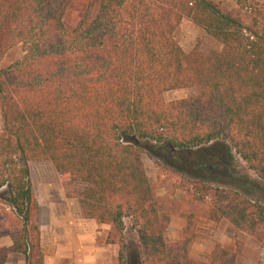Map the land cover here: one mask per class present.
Segmentation results:
<instances>
[{"label": "trees", "instance_id": "trees-1", "mask_svg": "<svg viewBox=\"0 0 264 264\" xmlns=\"http://www.w3.org/2000/svg\"><path fill=\"white\" fill-rule=\"evenodd\" d=\"M69 1L0 0V60L21 51L0 70V190L8 194L0 206L17 224L0 264L6 253L42 264L29 162H48L61 184L84 185L72 197L84 219L107 226L116 264H234L216 245L204 261L190 258L186 234L164 241L168 216L156 210L142 155L171 168L173 156L193 159L197 172L235 155L264 185V0H236L246 24L208 0H98L94 15L67 28ZM183 19L219 50L184 53L172 36ZM182 89L194 94L163 101ZM206 146L216 162L208 164ZM194 189L208 199L210 222L264 244V206L228 189ZM124 218L136 227L129 253Z\"/></svg>", "mask_w": 264, "mask_h": 264}, {"label": "rangeland", "instance_id": "rangeland-1", "mask_svg": "<svg viewBox=\"0 0 264 264\" xmlns=\"http://www.w3.org/2000/svg\"><path fill=\"white\" fill-rule=\"evenodd\" d=\"M208 1L218 5L241 23H247L248 14L244 8H238L236 0ZM260 1L245 0V4ZM97 3L98 0H70L61 16L62 25L67 28L75 27L85 11L94 15ZM172 36L184 53H188L193 47H197L204 54L218 51L220 48L200 29L185 19L180 21ZM20 56L19 46L7 50L0 60V70L6 69ZM192 94H194L192 90H171L165 91L162 99L164 102H170ZM205 148L209 158L207 159L208 164L216 162V155L208 150L209 146ZM224 158L225 156H222L218 160L220 165H215L213 168L206 166L205 169L197 172L188 163L193 159L183 160L180 156H173L169 162L174 166L171 168L160 160L142 155L144 172L152 190L156 210L168 216V225L163 239L166 243H173L181 240L185 234L188 235V255L198 261H204L216 245L221 250L234 254V264H264V244L234 230L224 220L216 223L210 222L206 215L208 199L194 189L195 185L228 189L264 206V185L245 169L235 155L229 162H226ZM36 163L31 162L30 166H35ZM198 176L204 177L203 180L198 179ZM62 185L66 198H73L72 194L84 187L80 183ZM0 195L2 198L8 196L5 190H0ZM0 208V231L6 232L7 235L15 233L17 224L9 217L10 210L6 208V205ZM122 222L125 244L129 253L137 242L136 227L130 218H124ZM107 229V226L98 224H95V229L89 227L93 238L89 241V264H116L118 247L104 244Z\"/></svg>", "mask_w": 264, "mask_h": 264}, {"label": "crops", "instance_id": "crops-1", "mask_svg": "<svg viewBox=\"0 0 264 264\" xmlns=\"http://www.w3.org/2000/svg\"><path fill=\"white\" fill-rule=\"evenodd\" d=\"M30 164L27 166L28 179L37 208L42 263L89 264V241L93 239L89 227L95 229V223L83 218L74 198L64 196L63 185L48 162ZM2 233L0 231V248H8L11 245L9 235ZM4 263L23 264V257L6 253Z\"/></svg>", "mask_w": 264, "mask_h": 264}]
</instances>
